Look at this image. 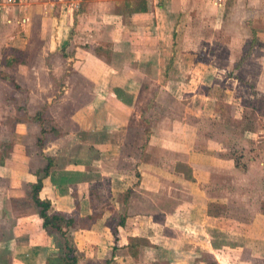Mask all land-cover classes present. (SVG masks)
<instances>
[{"label": "crops", "instance_id": "1", "mask_svg": "<svg viewBox=\"0 0 264 264\" xmlns=\"http://www.w3.org/2000/svg\"><path fill=\"white\" fill-rule=\"evenodd\" d=\"M4 74L23 90L0 78V264L59 254L39 178L79 264H264V129L238 127L264 96V0H0ZM36 113L61 132L41 146Z\"/></svg>", "mask_w": 264, "mask_h": 264}, {"label": "trees", "instance_id": "2", "mask_svg": "<svg viewBox=\"0 0 264 264\" xmlns=\"http://www.w3.org/2000/svg\"><path fill=\"white\" fill-rule=\"evenodd\" d=\"M74 34V29L71 30L69 35V40L72 38V35ZM68 43V41H67ZM66 43V44H67ZM61 53L63 56H66L64 54V49L61 50ZM0 78L8 83L13 89L22 91L23 89L20 88L17 83L15 82V79L13 76L4 74L0 75ZM26 120L37 122L41 128V136L37 140V145L41 146L45 142L49 141L50 138L56 137L61 132L59 131V128L55 125L54 121L49 118L43 116L41 113H36L32 116L26 115ZM54 132V133H53ZM147 137L149 136V132L146 133ZM47 163L45 169L49 168L53 165V158L47 157ZM48 172V171H47ZM63 176L60 177V179L56 180L53 178V181L57 182L59 185V190L62 192L63 188L61 186V181H63ZM74 181L73 183H75ZM42 187V180L39 178L38 182L32 185H29V196L32 200L33 205L36 208V212L40 218L41 221V227L47 234H58V247H59V254L49 258L48 264H79V257L77 254V249L75 248V245L73 243V240L71 239V231L76 228V218L75 216H67L66 214L55 210L52 207V203L48 199H41L39 197V191ZM76 186L73 187L72 195L76 197ZM91 195L95 196V199L101 200V197L97 194V191H91ZM76 203V200H75ZM91 206H95L98 208L100 205L97 204V202H91ZM106 205L107 204H103ZM101 207H104V206ZM78 206V204H77ZM99 216V212L97 214L91 215L93 219L97 218ZM124 216L121 217L118 220L119 225L124 224ZM115 237H116V230L113 231ZM135 242V243H134ZM131 243H134L135 245L138 244L137 239L131 240ZM206 264H219L217 260L206 256L205 257Z\"/></svg>", "mask_w": 264, "mask_h": 264}, {"label": "rangeland", "instance_id": "3", "mask_svg": "<svg viewBox=\"0 0 264 264\" xmlns=\"http://www.w3.org/2000/svg\"><path fill=\"white\" fill-rule=\"evenodd\" d=\"M211 1V0H210ZM212 3H213V1H211ZM225 3H226V0H222V2H221V6H219V5H215L214 3V5L216 6V7H222V6H224L225 5ZM187 20L190 22V25H189V27L187 28V29H189V28H192V29H194L193 28V26L191 25V23L193 22V19L191 18V16L189 17V14H187ZM198 26H199V24H197V27H196V29L198 28ZM169 29H170V27H169ZM181 46H183V44H181ZM108 48V47H107ZM107 48H105V50H103V51H105V52H107ZM183 48V47H182ZM193 48V47H192ZM191 48V49H192ZM101 51V50H100ZM165 53L166 54H168L169 53V51L168 50H166L165 51ZM175 61V60H174ZM186 66H188V63H187V65ZM169 96H171V95H169ZM174 98V97H173ZM172 97H170L169 98V102L170 103H173L174 104V99H173ZM175 105H177V103L175 104ZM263 109L264 110V96H262V97H260V98H258V100L256 101V105L254 104V103H252V104H250V106L248 107V109H247V111H246V116H247V118H248V120H246L245 121V123L244 124H238V125H240V126H238V127H240V128H249V129H252V128H255V127H257V125L258 126H260V127H262L263 129H264V119H262L263 120V122L262 123H259V124H256L257 122H258V120H257V117L254 115V113H253V110H255V109ZM262 110V111H263ZM164 111L166 112L167 110H165L164 109ZM154 112H155V115H157L158 114V112H159V110L158 109H156V108H154ZM171 112H173V110L172 109H170L169 108V110L167 111V114H170V115H172V113ZM174 113V112H173ZM237 138H239V136L237 137ZM236 178L237 179H241L240 178V176H236ZM241 181H242V179H241ZM243 182V181H242ZM246 187H244V186H239V187H237L236 189H235V191L236 192H238V193H240V194H244V193H246ZM252 192H254V191H252ZM257 193H259L258 191L256 192V194ZM262 194H264V191L262 190ZM264 209V208H263ZM236 213H239L240 214V211L239 212H236Z\"/></svg>", "mask_w": 264, "mask_h": 264}, {"label": "built area", "instance_id": "4", "mask_svg": "<svg viewBox=\"0 0 264 264\" xmlns=\"http://www.w3.org/2000/svg\"><path fill=\"white\" fill-rule=\"evenodd\" d=\"M8 1H10V0H8ZM211 1H213V3H214L215 5H219V6H221L220 4H221L222 0H211Z\"/></svg>", "mask_w": 264, "mask_h": 264}]
</instances>
